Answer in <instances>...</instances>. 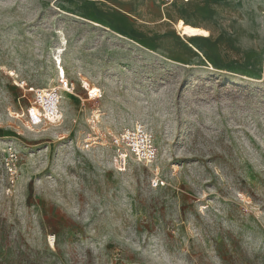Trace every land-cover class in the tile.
I'll return each mask as SVG.
<instances>
[{"label": "rangeland", "instance_id": "1", "mask_svg": "<svg viewBox=\"0 0 264 264\" xmlns=\"http://www.w3.org/2000/svg\"><path fill=\"white\" fill-rule=\"evenodd\" d=\"M142 9L0 0V264H264V0ZM59 59L75 91L33 124ZM138 123L158 158L119 170Z\"/></svg>", "mask_w": 264, "mask_h": 264}, {"label": "built area", "instance_id": "2", "mask_svg": "<svg viewBox=\"0 0 264 264\" xmlns=\"http://www.w3.org/2000/svg\"><path fill=\"white\" fill-rule=\"evenodd\" d=\"M163 8L170 5L174 0H162ZM189 1V0H185ZM59 65V85L52 90L45 91L39 89L36 91L37 99L31 107L28 108V115L33 124L44 122H57L63 116V108L61 100L63 98L61 91L73 93L75 91V84L69 81L66 77V71L61 66V59L57 60ZM87 88V87H86ZM88 89V88H87ZM34 89L32 88L31 91ZM101 92V90H99ZM51 94V100L43 102V98ZM88 95L92 98L91 90H88ZM54 100V104L52 102ZM36 109V110H35ZM112 147L114 149V165L119 170H124L130 161L138 164L150 165L158 158L159 149L155 143V139L151 131L143 124L138 123L133 128H125L117 135L112 137ZM10 172L12 176L16 171L12 166ZM154 186L164 184L159 177L153 179Z\"/></svg>", "mask_w": 264, "mask_h": 264}, {"label": "bare ground", "instance_id": "3", "mask_svg": "<svg viewBox=\"0 0 264 264\" xmlns=\"http://www.w3.org/2000/svg\"><path fill=\"white\" fill-rule=\"evenodd\" d=\"M81 18H83V17H81ZM83 19L89 20V19H86V18H83ZM89 21H91L93 23H96L97 25L103 27V25L98 23V22H95V21H92V20H89ZM176 28L178 29L180 35H182L183 37H189V39L190 38H201V37L206 36L205 30L202 27L191 25L188 22H186L184 19H181V18L176 22ZM118 35L123 36L122 34H119V33H118ZM189 43L197 51L201 52L193 43H191V42H189ZM210 68L214 69L215 67L214 66H210ZM44 99L49 102L51 100V94L48 97V99L46 97H44L43 100Z\"/></svg>", "mask_w": 264, "mask_h": 264}, {"label": "crops", "instance_id": "4", "mask_svg": "<svg viewBox=\"0 0 264 264\" xmlns=\"http://www.w3.org/2000/svg\"><path fill=\"white\" fill-rule=\"evenodd\" d=\"M99 1H105L107 3H110L114 5L117 9H119L120 11L130 14L137 18H139L137 16V13L139 14V13H142L143 11L142 9L143 0H99ZM166 16H167L166 14L162 15L161 21L168 20ZM86 19H90V18H86ZM190 24L193 25L192 23ZM195 26H198V25H195ZM106 28L109 29L108 27Z\"/></svg>", "mask_w": 264, "mask_h": 264}, {"label": "water", "instance_id": "5", "mask_svg": "<svg viewBox=\"0 0 264 264\" xmlns=\"http://www.w3.org/2000/svg\"><path fill=\"white\" fill-rule=\"evenodd\" d=\"M176 25V24H175Z\"/></svg>", "mask_w": 264, "mask_h": 264}]
</instances>
